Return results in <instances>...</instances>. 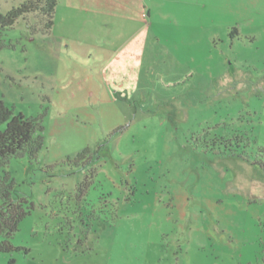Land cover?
Here are the masks:
<instances>
[{"label":"rangeland","instance_id":"obj_1","mask_svg":"<svg viewBox=\"0 0 264 264\" xmlns=\"http://www.w3.org/2000/svg\"><path fill=\"white\" fill-rule=\"evenodd\" d=\"M39 25L0 30V100L43 126L0 163L34 205L0 264H264V0H58Z\"/></svg>","mask_w":264,"mask_h":264},{"label":"trees","instance_id":"obj_2","mask_svg":"<svg viewBox=\"0 0 264 264\" xmlns=\"http://www.w3.org/2000/svg\"><path fill=\"white\" fill-rule=\"evenodd\" d=\"M58 0H25L18 7H13L6 14H0V30L12 29L19 19H26L30 14L37 15L39 27L31 31L50 34L54 26V15ZM2 47V46H1ZM0 47V48H1ZM0 163L3 168L11 158H21L27 155L30 161L38 159L43 147L42 116L29 119L22 114H14L6 104L0 100ZM91 150L85 149L73 159L49 166L78 167L86 163L91 157ZM259 166L264 169V163ZM88 183L84 181L83 187ZM14 183L8 173L0 177V252L9 253L13 249L10 239L18 231L20 223L34 210V205L25 197L14 196ZM83 193V191H81ZM72 198L71 196H69ZM79 199V196H75ZM19 250V249H16Z\"/></svg>","mask_w":264,"mask_h":264}]
</instances>
